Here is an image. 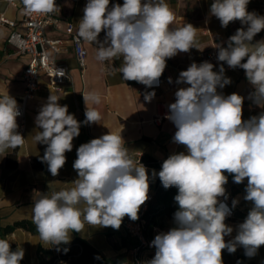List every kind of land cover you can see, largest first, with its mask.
Masks as SVG:
<instances>
[{"label":"clouds","instance_id":"1","mask_svg":"<svg viewBox=\"0 0 264 264\" xmlns=\"http://www.w3.org/2000/svg\"><path fill=\"white\" fill-rule=\"evenodd\" d=\"M249 2L214 0L210 14L225 28L236 20L247 25L246 30L237 29L229 37L227 47L216 46L217 58L229 68L245 71L255 89L254 102L264 107V40L252 43L264 30V16L248 12ZM21 3L26 14L45 15L58 7L56 0ZM109 5L110 0H88L77 35L98 45L100 61L122 57L119 72L124 81L149 88L158 86L167 59L198 48L197 29L192 24L170 29L175 16L164 0H124L122 5ZM102 31L105 38L100 41ZM213 68L207 61L193 62L176 81L189 86L175 92L166 119L176 128L173 142L186 151L170 154L158 176L165 189H178L174 197L178 210L173 217L175 226L157 234L151 242L155 255L147 264H223L222 250L234 253L237 246H242L245 255L252 257L264 245V114L242 120L244 97L219 93L217 89L230 84L231 79L224 75L223 64L218 72ZM56 73V77H63L65 70L56 69ZM154 96V91L146 93L144 99L150 102ZM83 97L84 123H100L101 114L87 106L89 101L99 103V96L89 93ZM59 99L51 94L35 119L42 130L34 140L47 145L41 159L52 176L64 167L65 154L72 151L81 126L69 114L68 106L58 103ZM20 115L13 97L7 94L0 98V151L24 143L25 138L16 131ZM124 144L121 133L109 132L79 146L73 163L78 173L75 187L42 194L33 203L32 222L43 242L67 244L71 233L81 232L85 223L118 230L125 216L133 221L139 218V210L149 198L148 170L129 157ZM225 172L237 184L247 178L244 199L253 205L237 226L234 240L227 243L225 236L233 232L225 223L231 209L218 200L225 196ZM237 203L234 199L232 206ZM80 204L85 207H77ZM23 257L22 248L11 251L9 241L0 239V264H19Z\"/></svg>","mask_w":264,"mask_h":264},{"label":"crops","instance_id":"2","mask_svg":"<svg viewBox=\"0 0 264 264\" xmlns=\"http://www.w3.org/2000/svg\"><path fill=\"white\" fill-rule=\"evenodd\" d=\"M87 2L88 0H56L58 7L55 11L60 18V27L59 29L48 27L47 36L66 37L63 29L67 21L73 22L75 31L78 32L79 22ZM123 2L124 0H110L109 7L117 3L122 5ZM164 2L168 4L175 16L170 29L183 27L184 23L192 24L197 29L196 41L199 49L192 48L187 53H178L173 58L167 59L166 68L159 79L158 86L149 88L135 81H124L123 74L119 72L122 57L100 61L97 59L98 45L83 39L82 43L87 52L83 73L77 64L72 47L68 46L64 53L57 56V60L68 67V80L64 90L60 93L51 91L47 86V79L41 77L39 89L27 102L24 117H17L16 131L25 138L24 143L16 148L14 160L8 158L13 153V148L0 151V230L18 221L32 222L33 203L42 194L51 195L54 192L74 188L73 182L78 178V173L73 169L77 149L81 144L109 132L117 135L121 133L129 157L136 164L141 163L146 167L149 182L156 189L159 185L158 173L163 161L170 154L186 151V149L173 142L176 128L171 121L166 119L161 124H156L153 117L159 111L160 103L163 102L169 106L175 102V92L181 87L189 86L176 81L179 73L187 70L193 62L197 64L210 62L214 65L213 71L216 72L223 64L224 75L231 79V83L222 89L218 88L217 91L225 96L237 93L244 97L242 120L247 121L251 117L264 114V107L259 106L252 98L255 89L247 80L245 71L239 67L229 68L226 63L218 61L217 58L219 48L216 46L227 47L229 37L234 35L237 29L246 30L247 25L236 20L230 22L226 28L222 27L220 21L210 14L213 0H164ZM247 11L264 16V0H250ZM0 13L9 19L20 20L23 14L21 0H17L15 4L0 0ZM8 34V27L0 26V98L8 94L18 104L24 90L21 74L27 61L18 56L7 44ZM104 38L105 32L102 31L98 39L103 41ZM260 40H264V30L253 38L252 43ZM153 91L154 98L150 102L145 101V94ZM89 93L99 96V103L89 101L87 106L101 114L100 123H84L86 104L83 94ZM51 94L57 95L60 98L58 103L61 106L67 105L69 114H73L81 122L80 134L73 140L72 151L66 152V163L57 176L51 175L46 162H43L42 168H35L33 165L35 159L43 157L47 147L34 140L35 135L42 130L37 128L35 119ZM144 155L154 159L157 166H146L141 161ZM153 171L156 173L155 176ZM225 175L228 176V182L224 186L225 196L219 197L218 200L224 201L232 210V214L225 220V223L233 228V232L225 236V241H232L237 235V226L246 219L253 205L252 202L244 199L247 178L237 184L233 181L232 175L226 172ZM234 199L238 201L235 207L232 206ZM77 207L83 208L85 205L80 204ZM155 236L154 231L150 242ZM5 239L9 241L14 251L18 247L24 250V257L19 264H37L47 258L46 251L51 249L56 251L55 247L71 245L77 239L85 241L107 258L122 259L126 264H132L131 248L134 240L127 236L122 226L115 230L111 227H92L85 223L81 232L71 233L69 243L60 245L45 243L38 233L32 234L22 228H16L7 234ZM153 251H155L154 247L150 252ZM241 254L246 258V263H262L259 249L254 256L248 257L242 246H237L234 253H229L227 249L222 250V259L226 264H241L238 259Z\"/></svg>","mask_w":264,"mask_h":264},{"label":"built area","instance_id":"3","mask_svg":"<svg viewBox=\"0 0 264 264\" xmlns=\"http://www.w3.org/2000/svg\"><path fill=\"white\" fill-rule=\"evenodd\" d=\"M5 1L8 4L17 2V0ZM0 26L8 27L7 44L14 49L18 56L27 61L21 74L24 90L17 104L21 113L18 116L19 118L24 117L27 102L34 97L39 89L41 77L47 79V86L51 91L60 93L64 90L68 80V67L64 63L59 62L57 56L64 53L68 46L72 47L77 64L81 72H84L87 52L83 46L82 39L78 38L73 22L67 21L64 26L63 31L66 37L54 38L47 36L46 29L48 27L52 29H59L60 27V18L56 11L45 15H37L26 14L23 9L22 18L18 21L9 19L3 13H0ZM56 69H64L65 75L56 77ZM168 114V105L162 102L159 104V111L154 115L153 121L156 124H161L166 120ZM155 190V187L150 184L149 198L141 206L138 213L139 218L136 221L131 220L127 216L122 221L121 226L126 231L127 236L134 240V245L131 248L132 264H147L155 255V251L150 252L153 246H151V242L146 239L143 233V218L149 203L154 198ZM219 202L225 203L224 201ZM55 249H57V252L60 250L59 247H55Z\"/></svg>","mask_w":264,"mask_h":264},{"label":"trees","instance_id":"4","mask_svg":"<svg viewBox=\"0 0 264 264\" xmlns=\"http://www.w3.org/2000/svg\"><path fill=\"white\" fill-rule=\"evenodd\" d=\"M17 148V147H16ZM16 148L13 153L8 156L9 159H15ZM141 161L146 166H157L154 159L144 155ZM35 168H42V159H35L33 162ZM156 187L153 200L149 203L147 212L144 215L143 233L149 241L152 240L155 230H170L175 226L174 213L178 210V205L174 197L178 193L176 187L165 189L160 182ZM16 228H22L32 234L38 233L35 225L30 221H18L13 225L6 226L0 230V239L13 232ZM134 243L132 244L133 247ZM11 251L14 249L10 246ZM67 249V251H65ZM262 263L264 264V245L259 247ZM46 259H42L37 264H126L122 259H110L105 257L100 251L96 250L88 243L82 240H75L71 245H62L60 250H48L45 253ZM241 264L246 263V258L241 254L238 256ZM223 264H226L222 259Z\"/></svg>","mask_w":264,"mask_h":264},{"label":"rangeland","instance_id":"5","mask_svg":"<svg viewBox=\"0 0 264 264\" xmlns=\"http://www.w3.org/2000/svg\"><path fill=\"white\" fill-rule=\"evenodd\" d=\"M167 231H168V229H165V230H160V231H159V230H155V232H156V235H157V234H159V233H161V232H167ZM152 249H153V248H152Z\"/></svg>","mask_w":264,"mask_h":264},{"label":"water","instance_id":"6","mask_svg":"<svg viewBox=\"0 0 264 264\" xmlns=\"http://www.w3.org/2000/svg\"><path fill=\"white\" fill-rule=\"evenodd\" d=\"M244 264H254L253 262H251V263H244Z\"/></svg>","mask_w":264,"mask_h":264}]
</instances>
